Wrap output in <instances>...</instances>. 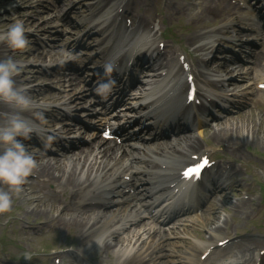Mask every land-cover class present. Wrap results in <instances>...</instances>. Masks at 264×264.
<instances>
[{
	"label": "rangeland",
	"instance_id": "obj_1",
	"mask_svg": "<svg viewBox=\"0 0 264 264\" xmlns=\"http://www.w3.org/2000/svg\"><path fill=\"white\" fill-rule=\"evenodd\" d=\"M44 5L43 8H36L34 11L31 10L29 6H34L35 0H29L28 3H25L24 0H0V27H4V29H0V32L6 31L13 23L20 21L23 22L24 25H27L25 23V20L27 17H34L35 22L39 23L40 18H47V12L45 7L52 8L54 0H42ZM140 11H142L144 8H148L151 11H153L155 14L160 13V15L163 17L164 22L167 26H171L173 30L175 31V28L173 27V24L171 23L169 17L167 16V12L174 7H178L179 9H183V15L176 12L177 16H173L176 19H178L181 23L188 24V20L190 21L191 18H188L190 14L196 15L201 13L200 8H197L198 4L200 3L198 0H133ZM86 5V3H84ZM37 17V18H36ZM69 20L71 22H76L79 20V17L77 15H69ZM191 23V22H190ZM55 23L52 25V28H54ZM225 27V30H222L221 28ZM26 29V28H25ZM33 29H26V34H32ZM58 30V29H57ZM197 33L198 32H210L211 35L216 36L220 33H225L229 36L228 32V22L223 21L221 23H211L209 19H206L203 24H197L196 26ZM53 34L49 36H37L38 41H40L44 46H46V43L49 45L55 44L57 42V45L63 46L62 42H59L55 38V33H57L56 29L52 30ZM176 32V31H175ZM232 32V31H231ZM205 37L204 35H202ZM42 40H45L46 42H42ZM184 40V38H183ZM36 45V44H35ZM74 45H72L73 47ZM37 47V46H36ZM47 47V46H46ZM31 45H29L24 50L20 51H14L17 57V60L22 62L24 59L23 56L36 53V50H33V52H30ZM65 48H61V51H64ZM12 50V49H11ZM90 50V49H87ZM78 51V50H77ZM81 51L77 52V54H80ZM216 61L215 59L212 60V63ZM26 65V67H36L38 70H36V73H34L33 70L24 68L22 72L17 76V81L20 85H26L29 90H31L34 87H39L40 82L44 80V83L42 86H49V91L52 92L53 96L57 94V88H59V85L56 83L55 79L51 78V72H46L47 78H41L38 73H41V69L38 67V63H32L31 59H28L25 62H22ZM55 63H58L56 61ZM220 63L213 64L210 69L211 73L214 75H223L224 67L223 69H220ZM28 71V72H26ZM58 73V72H57ZM36 77L35 83H30L28 80L32 79V76ZM58 77V74L55 78ZM46 89H36V92L39 91H46ZM35 91V90H34ZM56 102H52L49 104L50 106L54 107ZM37 106V105H36ZM49 106V107H50ZM52 110H55L52 108ZM51 116L53 117V120L55 122V126L52 129L49 130H55L60 126H65L64 119L62 120L61 117L58 116V112H52ZM39 118L42 119V116ZM229 118V117H228ZM227 118V119H228ZM232 124H236L240 129L238 131L239 137H249L250 135V129L252 125L255 126V131H257L258 135L260 136L259 143L256 141V145L254 147L257 149V151H254L252 149L251 145H245L242 147V151L245 153L246 157V163L251 164V175H247V179L252 181L255 186V194L253 197L255 200V209L252 211L251 215L249 217H253V215L258 211L259 208H263L264 206V105L257 106L255 110H249L247 112H242L241 114H237L236 117L233 119H230ZM225 123V122H223ZM230 122L228 120L226 121V125H228ZM259 123L261 124L260 127H258ZM216 124L214 127L217 128ZM220 126V125H219ZM222 127V126H221ZM247 128V129H246ZM213 129V128H211ZM210 129V130H211ZM211 132V131H210ZM236 138V135H233V139ZM209 139V134H206L203 140ZM201 141V143H204V141ZM210 144H217L214 143L212 140H207ZM220 144V143H219ZM221 145V144H220ZM232 160V159H228ZM240 161V160H239ZM32 177H35V174L32 175ZM31 177V178H32ZM244 177V176H243ZM245 178V177H244ZM32 179H30L29 182H26L22 187V192L24 195H22V199L20 198H14L13 197V205L10 210V212L5 214H0V264H51V261L53 258H63L62 264H68L70 259L65 256L67 253H70L72 249L75 250L78 240L76 238V232L71 230L69 232L62 233L58 228L54 227L57 231H51L48 229H45V232H41L38 228L36 229H28L29 226L28 223L31 222L33 224L34 222V216L27 217L26 212L28 210H34L36 206V201L39 198L44 202L43 205H41L38 209L44 210L45 213H52V215H56L55 211L57 209L51 208V201L47 199L45 196V192L53 193L52 188L49 189L51 191H43L40 189V186L36 183H34ZM33 184V186L28 187V185ZM237 188H232L231 190L225 191L219 198L215 201L213 206V209L207 213V215L201 216V219L199 221V226H197L198 229H202L205 232L207 230H210L214 228L215 226H223L224 221L229 223V220L236 216L232 212H227V209H222L221 202L222 200H227L229 203L237 202L241 199V195L243 192H246L244 190L239 191L237 189V192L234 191ZM49 196V195H46ZM50 197V196H49ZM31 199L32 203H27V200ZM249 203L248 205H250ZM211 206V207H212ZM51 211V212H50ZM209 217V219H208ZM208 219V220H207ZM258 222L254 225L258 226H264V213L261 215H258ZM44 223L43 220L37 221ZM225 222V223H226ZM259 223V224H258ZM247 223L243 222L241 223V228L243 229L242 232H249L252 227L250 225L249 229L246 228ZM59 230V231H58ZM36 231V232H35ZM45 233V234H44ZM36 234L39 236L37 237ZM180 235H176L174 237V240L169 241L173 243V249L182 251L187 248L188 244L192 240H196L195 236L192 235H186L185 238L179 237ZM207 238V236H205ZM109 241L112 244H116V241L108 238ZM122 240L125 241L124 238H120L118 241ZM200 243V242H197ZM104 251L102 247H97L92 241H89L88 246L85 245V250L83 252L87 253L86 257L84 258V264H99L106 258V255L104 254ZM25 252L32 253V259L31 261H27L23 259V255ZM56 264V263H55Z\"/></svg>",
	"mask_w": 264,
	"mask_h": 264
},
{
	"label": "bare ground",
	"instance_id": "obj_2",
	"mask_svg": "<svg viewBox=\"0 0 264 264\" xmlns=\"http://www.w3.org/2000/svg\"><path fill=\"white\" fill-rule=\"evenodd\" d=\"M87 0H56L54 2V6L52 7L50 13L51 16L48 19H43L40 23H37L33 21V17L28 18L25 20V23L27 25H24L26 29H33L34 34H40V35H47L50 29L49 21L56 22L59 21L61 18L67 17L68 14L72 13L74 15H80L85 11V7L83 6V3ZM25 3H28L29 0H24ZM221 3L219 0H210L207 2V8L202 11V13L197 15H192L191 18L193 19L194 24L197 26V24H203V22L208 18L209 20L213 19L217 15V9L216 4ZM98 2H96L97 4ZM43 4L42 0H35L34 6L32 7V10H35L36 8L40 7ZM226 9V8H224ZM98 12V10H97ZM181 14H183V11H180ZM230 14V9L227 7L226 15ZM95 16V13H93ZM88 16H92V14H88ZM68 28H64L61 33L65 36L66 34H69L72 32V29H76L77 26L73 24H67ZM0 29H4V27H0ZM52 29V28H51ZM60 35V36H63ZM194 37L191 39L193 40ZM195 43L196 40H193ZM204 44L203 46H205ZM202 48V47H200ZM33 50H36L35 48ZM198 51V50H197ZM64 52L55 50L53 53H44L43 50H41L39 53H32L23 56L24 58H31L33 61H37L40 63V67L47 68L51 66V61L53 58H63ZM14 57V54L9 50L7 45L5 43L0 42V60L4 57ZM257 58H253V62ZM73 60V59H72ZM72 60H67V63L65 64H71ZM66 65H63V67ZM82 81L77 80V84L74 86L71 92H65L64 97L61 98L63 101L59 107L63 110H68L66 107L74 100L83 101V93L85 92ZM31 92V91H29ZM33 100H36L33 96H31ZM51 95L43 94L37 103L41 102L42 107H45L47 102L50 100ZM53 99L54 101L58 100ZM45 105V106H43ZM86 105V104H85ZM88 108H91L90 102L88 104ZM36 110V108H33V110ZM7 106L0 104V122L3 121V115L1 113L7 112ZM66 111V113H67ZM31 112H25L24 115H29ZM237 128L233 129L231 125L224 126L215 131L212 136L214 138H217L220 142H226L225 146L229 148L232 153H235L239 156H242L243 153L241 151L242 146L248 144L249 138L246 137L243 138L242 141L239 140V137L233 139L232 134L236 133ZM65 134H71L73 132L72 129H62ZM251 131H253V135L257 134V132L253 129V126L251 128ZM260 139L257 137V142H259ZM93 146L95 148V151H98V154L95 155L93 151L87 149L85 152L81 151L80 153H75L69 157L64 158L63 162H47L36 165V168L33 172L37 173V176L40 178H45L46 182L44 183V186L47 187L49 185L54 186L57 190L60 191V195H63L65 200L63 202H59V204H64L63 208L61 209L59 215H46L45 220L49 221L50 223H56L57 226H59L62 230H66L67 228L78 230L81 232H84V240H89L87 238L90 237V234H94V231L97 228H103L108 231L109 236L112 231V228L116 226V224L126 221L127 219L122 216L121 211L118 212H112V214L109 215L108 212H102V213H96V209H88V211L84 210L83 212H77L72 211L71 215L67 213L69 211V207L75 206L76 202L79 205L82 202L89 201L90 199H83L82 198H95L97 197V194L95 193V190H97V187L101 183L102 180L105 178H109L113 175V171L120 168L122 166V161L124 160V157L126 155H123L120 158H117L116 154L113 151L106 150L109 149L106 146H102V143H99L95 141L93 143ZM200 148V141L194 137H188L184 138L182 140H179L177 144L175 145H156L153 149L148 148L147 155L152 156H161L165 159L169 158L174 162L173 167H177L176 164L180 161L186 160L187 154L190 151H194L196 149ZM131 155V154H130ZM137 158L134 155H131L130 157L127 156V158ZM126 168V167H125ZM136 174H139L138 171H134ZM109 181V180H108ZM103 182V181H102ZM42 185V184H41ZM43 186V185H42ZM43 186V187H44ZM95 189V190H94ZM54 202H57V197L54 198ZM226 201L224 203H221L223 206L228 207L231 206L234 209H242L244 207V204L241 202L237 203H230L228 204ZM81 204L80 206H82ZM38 206H36L35 210H31L30 214H35L37 217H41L43 213L41 211H38ZM69 216V217H62L61 215ZM125 214V212H124ZM59 228V229H60ZM60 229V230H61ZM217 230V229H215ZM79 232V233H81ZM149 234L152 236H156L154 239L156 241H153V247L148 246L145 249V257L148 256L149 263L151 264H166L161 263V261L164 258L172 256V250H168V245L166 244H159L162 236L161 234L157 233L156 231L143 233L141 237L138 239H135L130 244V248L134 251L131 255V252L129 250V255L124 258V261H127L131 258L132 261H135V263H141L142 260L145 258H142V255L144 253L141 252L142 248L147 246V241L153 239L152 237H149ZM164 237V236H163ZM81 241V240H79ZM103 247L108 248H114L110 247L107 243H103ZM144 250V249H143ZM155 252V254L153 253ZM229 251H221L218 254L212 258V260L220 258L221 256H224ZM119 254V253H118ZM119 257H122L119 255ZM194 260H188V264H193ZM197 264V263H196Z\"/></svg>",
	"mask_w": 264,
	"mask_h": 264
},
{
	"label": "clouds",
	"instance_id": "obj_3",
	"mask_svg": "<svg viewBox=\"0 0 264 264\" xmlns=\"http://www.w3.org/2000/svg\"><path fill=\"white\" fill-rule=\"evenodd\" d=\"M0 42L14 51L27 48L29 40L23 22L17 21L6 31L0 32ZM75 58L72 54L68 56V59ZM59 62L62 64L64 60ZM25 67L24 63L13 58L0 60V104L9 109L0 122V214L10 212L14 195L22 190L37 165L34 155L23 143L37 134L35 122L23 115L32 110L36 102L29 95L28 87L16 82V77ZM102 68L103 78L95 86L94 92L106 100L116 86V81L112 79L115 66L108 62ZM23 259L31 261L32 253L25 252ZM220 264H240V261L229 255Z\"/></svg>",
	"mask_w": 264,
	"mask_h": 264
},
{
	"label": "snow or ice",
	"instance_id": "obj_4",
	"mask_svg": "<svg viewBox=\"0 0 264 264\" xmlns=\"http://www.w3.org/2000/svg\"><path fill=\"white\" fill-rule=\"evenodd\" d=\"M207 166H208V161L206 158H204L200 163L186 169L183 173V176L187 180H191L194 178L199 179L202 169Z\"/></svg>",
	"mask_w": 264,
	"mask_h": 264
}]
</instances>
